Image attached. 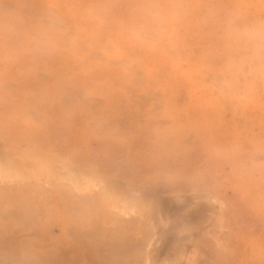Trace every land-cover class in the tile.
I'll use <instances>...</instances> for the list:
<instances>
[{
  "label": "rangeland",
  "instance_id": "obj_1",
  "mask_svg": "<svg viewBox=\"0 0 264 264\" xmlns=\"http://www.w3.org/2000/svg\"><path fill=\"white\" fill-rule=\"evenodd\" d=\"M0 8V264H112L66 233L96 197L119 264H264V0Z\"/></svg>",
  "mask_w": 264,
  "mask_h": 264
},
{
  "label": "bare ground",
  "instance_id": "obj_2",
  "mask_svg": "<svg viewBox=\"0 0 264 264\" xmlns=\"http://www.w3.org/2000/svg\"><path fill=\"white\" fill-rule=\"evenodd\" d=\"M56 1V0H55ZM100 1V0H99ZM209 1V0H208ZM101 2H102V0H101ZM252 2V1H251ZM75 3H76V1H75ZM150 3V2H149ZM134 4V3H133ZM78 5V4H77ZM146 5V4H145ZM160 5V4H159ZM4 6V5H3ZM66 6V5H65ZM102 6V5H101ZM183 6V5H182ZM205 6V5H204ZM11 7V6H10ZM230 7V6H229ZM209 9V8H208ZM0 10H1V8H0ZM109 10V9H108ZM54 11V10H53ZM263 13V12H262ZM158 15V14H157ZM216 16V15H215ZM78 17V16H77ZM137 17V16H136ZM14 20V19H13ZM46 21V20H45ZM83 21V20H82ZM126 21V20H125ZM16 22V21H15ZM140 22V21H139ZM9 25V24H8ZM47 25H48V23H47ZM254 25V24H253ZM132 26V25H131ZM162 26V25H161ZM260 26V25H259ZM243 27V26H242ZM140 29V28H139ZM145 30V29H144ZM232 30V29H231ZM257 30V29H256ZM260 30V29H259ZM103 31V30H102ZM122 31H123V29H122ZM250 31V30H249ZM229 32V31H228ZM48 33V32H47ZM251 32H249V34H250ZM14 34V33H13ZM150 34V33H149ZM231 34H232V32H231ZM164 35V34H163ZM238 35V34H237ZM226 36V35H225ZM45 37V36H44ZM231 37V36H230ZM64 38V37H63ZM240 38V37H239ZM230 39V38H229ZM83 40V39H82ZM85 40V39H84ZM83 40V41H84ZM103 40V39H102ZM104 40H105V38H104ZM167 40V39H166ZM67 41V40H66ZM116 41V40H115ZM175 42V41H174ZM26 43V42H25ZM240 43V42H239ZM67 44V43H66ZM85 44V43H84ZM100 44V43H99ZM98 44V45H99ZM104 44V43H103ZM106 44V43H105ZM111 45V44H110ZM227 45V44H226ZM81 46H84L85 47V45H81ZM148 46V45H147ZM171 46V45H170ZM224 46V45H223ZM233 46V45H232ZM50 47V46H49ZM101 47V46H100ZM95 48V47H94ZM110 48V47H109ZM52 49V48H51ZM88 48H86V50H87ZM79 50H80V48H79ZM102 50V49H101ZM177 50V49H176ZM75 51V50H74ZM112 54V53H111ZM96 56L98 57V55H95L93 58H96ZM113 56V55H112ZM84 57V56H83ZM90 57V56H89ZM109 57V56H108ZM262 57V56H261ZM92 57H90V59H91ZM104 58V57H103ZM107 58V57H106ZM115 58V57H114ZM112 58H110V59H108L109 61L111 60ZM122 59V58H121ZM113 60V59H112ZM263 60H264V58H263ZM119 61H120V59H119ZM202 61V60H201ZM244 61V60H243ZM106 62V61H105ZM111 62V61H110ZM113 62H114V60H113ZM106 63H109V62H106ZM116 63V62H115ZM118 63V62H117ZM116 63V64H117ZM78 64V63H77ZM42 66V65H41ZM62 66H64V65H62ZM247 66V65H246ZM262 67V66H261ZM42 68V67H41ZM134 69V68H133ZM132 69V70H133ZM58 70V69H57ZM39 71V70H38ZM135 71V70H134ZM136 72V71H135ZM138 72V71H137ZM254 72V71H253ZM39 73V72H38ZM44 73H42V75H43ZM46 77H47V75H46ZM58 77V76H57ZM218 77V76H217ZM216 77V78H217ZM112 78V77H111ZM113 79V78H112ZM220 79V78H219ZM131 80H134V79H131ZM114 81V80H113ZM135 81V80H134ZM134 81H132V83H135ZM138 82H139V80H137ZM137 82V83H138ZM224 82V81H223ZM136 84V83H135ZM113 85V84H112ZM115 86V85H114ZM105 87V86H104ZM123 87V86H122ZM70 88V87H69ZM126 88H128V87H126ZM125 88V89H126ZM3 89H4V87H3ZM119 90H121V89H119ZM126 91H127V89H126ZM128 92V91H127ZM130 92V91H129ZM146 93V92H145ZM123 94V93H122ZM130 96H129V98H130V100L132 99L131 98V96H132V91L130 92ZM143 95V94H142ZM148 95V97H149V94H147ZM146 95V96H147ZM90 96V95H89ZM134 96V95H133ZM138 96H140V95H138ZM144 96V95H143ZM152 97V96H151ZM225 97H227V96H225ZM153 98V97H152ZM83 100H85V102H86V99H83ZM132 101V100H131ZM134 102H135V100H133ZM132 101V102H133ZM133 102V103H134ZM154 102V101H153ZM136 103H137V101H136ZM135 104V103H134ZM148 104V103H147ZM138 105V107L140 106L138 103L136 104V106ZM142 105H144V104H142ZM146 105V104H145ZM134 107V106H133ZM132 107V108H133ZM30 108H29V106H27V108H25V111H27V110H29ZM142 108H140V110H141ZM31 110V109H30ZM31 112V111H30ZM34 115V114H33ZM33 115H31V116H33ZM112 117V116H111ZM116 117V116H115ZM40 118H41V116H40ZM39 120V119H38ZM41 120V119H40ZM95 120V119H94ZM110 120V122L112 123V125H114L113 123V121H112V118L111 119H109ZM109 120H107L108 122H109ZM114 120V119H113ZM106 121V122H107ZM116 121H117V118H116ZM115 121V122H116ZM98 124V123H97ZM106 125H110V124H108V123H105ZM104 125V124H103ZM106 125H104L105 126V129H107L106 128ZM112 125H110V128L112 127ZM109 128V129H110ZM120 131V130H119ZM101 132V131H100ZM46 156V155H45ZM44 155L42 156V157H44V165L47 167V170H51L53 167L51 166V163H53V158L50 156L49 158L48 157H45ZM48 156V155H47ZM51 158V159H50ZM9 163V162H8ZM10 165V164H9ZM53 165V164H52ZM1 167H2V165H1ZM8 167V166H7ZM11 167V166H10ZM15 168H16V166H14ZM23 168V167H22ZM2 169V168H1ZM0 169V170H1ZM11 169V168H10ZM18 169V168H17ZM23 169H26V168H23ZM13 171H15V169L13 170ZM31 171H32V168H31ZM62 171H63V169H62ZM3 172V171H2ZM28 172H30L28 169H26V172L24 171V170H22V169H18L17 170V173H16V176H23V174H31V173H28ZM33 172V171H32ZM50 172H52V171H50ZM1 173V172H0ZM4 173V172H3ZM5 173H7V170L5 171ZM14 174H12V177H15V172H13ZM78 173V172H77ZM83 173V172H82ZM2 174V173H1ZM76 175V174H75ZM82 175V174H81ZM3 176V175H2ZM5 176V175H4ZM26 176H28V175H26ZM83 176V175H82ZM85 177V176H84ZM2 178V177H1ZM24 178V177H23ZM68 178V177H67ZM75 178V177H74ZM73 179V178H72ZM14 180V179H13ZM81 181V180H80ZM83 181V180H82ZM76 184V183H75ZM110 185H113V184H110ZM110 185H105L104 186V190L106 191L105 193V196H104V192L102 193L103 194V197H105V198H107L108 196H112L113 195V197H117V196H119L118 194V192L115 190V188H114V186L113 187H110ZM103 189H101L102 191H103ZM101 191V192H102ZM107 194H108V196H107ZM97 196V195H96ZM95 196V197H96ZM107 196V197H106ZM104 198V200H106ZM111 198V197H110ZM110 198H109V200H110ZM114 198V199H115ZM102 199V198H101ZM101 199L100 198H98V200H97V197L94 199H92L91 200V203H90V201H89V199H86V200H88L89 202H87V204L86 205H88V204H90L91 206H89L88 205V207H90V209L89 210H87V211H85L83 214H81L80 216H79V218H78V221H80V222H78V224H82V225H85V227H88L89 229H91V230H86L85 229V227L84 228H81V227H79L78 226V228H77V230H76V232H75V230H74V232L75 233H73L72 232V229L73 228H75L74 226H75V224L76 223H74V222H72V223H70L71 225V227H69V225L67 226L66 225V230L68 231H66V233H67V235L68 236H70L71 238H73L75 241H79V243H81V242H83V241H87V242H91V244L89 245V247H91L92 246V253H94V254H98V256L100 255V256H102V255H104L106 258H107V260L110 262V263H112V264H119L120 262H121V258L119 257V256H122L123 254L124 255H127V249H126V247H124V239H121V236H120V234L118 233V231L116 230V228L115 229H109V230H105L103 233H102V236H100V237H97L98 236V234H97V232L94 230L96 227H99V228H101V230H102V224H101V222H100V220H99V217L97 218V214L99 213V211H101V207H102V203H101ZM111 199H113V198H111ZM113 199V200H114ZM119 199V198H118ZM84 200V199H83ZM82 200V201H83ZM103 200V199H102ZM82 201H80V202H82ZM107 201V200H106ZM120 202V201H119ZM146 202V201H145ZM74 203H76V202H74ZM83 203H85L84 201H83ZM105 203V202H104ZM147 203V202H146ZM78 204V203H77ZM74 205V204H73ZM19 207H20V204L18 205ZM75 206V205H74ZM146 206V205H145ZM76 207V206H75ZM137 207V206H136ZM15 208H17V207H15ZM87 208V207H86ZM91 208H93V210L94 211H92V212H90L92 209ZM144 208V207H143ZM17 210V209H16ZM12 210V211H14V213L13 212H11V213H9V215L7 214V215H5V213H3L2 215L3 216H1V218L3 217L4 219H6L7 218V221L8 222H10L11 221V219L13 220L14 218H15V222H17V220L19 221H22L21 222V225H22V223H24L23 222V219L21 218V217H23V214L24 213H21V212H23L21 209L20 210ZM74 210V209H73ZM79 210H81V208L80 207H78V211ZM16 211V212H15ZM76 211V210H75ZM81 211H83V210H81ZM77 212V211H76ZM76 212H75V214H76ZM16 213H19L20 214V216L18 217L17 215H16ZM97 213V214H96ZM15 217H14V216ZM74 215V214H73ZM99 215V214H98ZM24 216H25V214H24ZM6 217V218H5ZM10 217H12V218H10ZM18 218V219H17ZM26 218V217H25ZM74 218V217H73ZM77 219V218H76ZM113 219V217H112V215L109 217V222L111 221ZM121 219V218H120ZM26 220V219H25ZM24 220V221H25ZM28 220V219H27ZM26 220V221H27ZM14 221V220H13ZM26 221H25V223H26ZM14 222V223H15ZM18 224H20V222L18 223ZM74 225V226H73ZM81 225V226H82ZM20 226V225H19ZM119 226H121V225H119ZM91 227V228H90ZM75 228V229H76ZM97 229V228H96ZM123 229V228H122ZM125 229V228H124ZM97 230H100V229H97ZM73 233V234H72ZM146 233V232H145ZM73 235V236H72ZM123 235V234H122ZM75 237V238H74ZM87 238V239H86ZM84 239V240H83ZM117 239H118V241H117ZM86 242V243H87ZM27 250V249H26ZM29 250H30V248H29ZM89 250L91 251V248H89ZM129 253V252H128ZM48 255V254H47ZM44 256H45V254H44ZM119 257V258H118ZM101 258V257H100ZM49 259V258H48ZM105 258H103V260H104Z\"/></svg>",
  "mask_w": 264,
  "mask_h": 264
},
{
  "label": "crops",
  "instance_id": "obj_3",
  "mask_svg": "<svg viewBox=\"0 0 264 264\" xmlns=\"http://www.w3.org/2000/svg\"><path fill=\"white\" fill-rule=\"evenodd\" d=\"M139 206H140V205H139ZM139 206H138V207H139Z\"/></svg>",
  "mask_w": 264,
  "mask_h": 264
}]
</instances>
